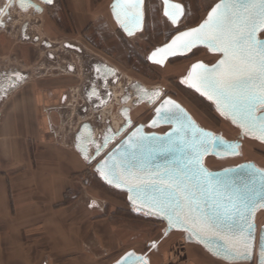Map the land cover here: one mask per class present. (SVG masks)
Masks as SVG:
<instances>
[{"label": "snow or ice", "instance_id": "obj_1", "mask_svg": "<svg viewBox=\"0 0 264 264\" xmlns=\"http://www.w3.org/2000/svg\"><path fill=\"white\" fill-rule=\"evenodd\" d=\"M15 2L7 0L9 7L15 6ZM43 2L53 4V0ZM162 2L164 16L171 24L179 25L187 17L185 5L172 0ZM205 3L206 18L194 27L177 29L170 42L152 51L149 59L162 65L167 56L188 53L200 45L218 54V62L211 67L204 63L193 65L184 82L213 100L221 114L238 125L245 136L264 142V38L259 35L264 34V0H205ZM19 6L24 10L33 7L29 0H19ZM112 8L116 22L127 35L143 32L145 0H116ZM0 27H6L2 20ZM96 71L99 73L101 69ZM107 74L114 75L111 70ZM15 77L21 82L24 79L19 72ZM97 79L110 98L107 79ZM132 87L148 96L152 103L161 95L144 92L139 85ZM91 95L102 99L95 87ZM156 112L158 119L152 125L162 120L174 124V131L167 138L148 137L138 134L141 132L138 128L97 172L108 184L126 189L137 210L162 218L169 227L183 229L190 239L198 238L206 247L209 241L215 243L216 254L229 264L253 259L264 264V233L259 238L258 256L255 255V220L257 212L264 210V170L241 165L223 173L210 172L204 159L209 153L237 155L241 146L199 129L172 100H165ZM124 115L128 117L127 109ZM128 123L131 125L130 117ZM112 139L114 134L105 135L97 143L89 136L97 155ZM78 150L91 164L87 149L78 145ZM153 153H180L182 159L173 161L171 166H153L154 161L146 155ZM91 206L98 207L95 202ZM156 248V242L146 245V250ZM117 264H151V259L128 252Z\"/></svg>", "mask_w": 264, "mask_h": 264}, {"label": "rangeland", "instance_id": "obj_2", "mask_svg": "<svg viewBox=\"0 0 264 264\" xmlns=\"http://www.w3.org/2000/svg\"><path fill=\"white\" fill-rule=\"evenodd\" d=\"M32 1L43 8L42 13L33 9H11L6 0H0V10L5 7V10L10 11V15L5 17L0 11V20L8 27L2 29L6 28L4 31L10 35L13 45L21 47L27 41L29 47L28 63L26 54L22 58L19 55L10 61L9 69L29 73L32 76L29 83L49 85L51 81L62 78L71 84L61 112L59 135L71 141L83 123H90L94 128V139L100 143L109 133V128L117 133L125 125L122 114L125 108L129 109L133 122L132 127L110 145L97 161L91 164L87 162L72 190L74 201L89 205L95 202L98 205L95 207L96 245L76 246L75 250L61 254L55 263L114 264L123 255L133 251L150 257L151 264H169L162 261L161 254L179 253L176 248L186 242L185 235L173 232L166 237L164 222L133 213L127 194L106 185L99 178L95 166L135 126L143 124L147 132H153L148 124L154 117L155 108L166 97L180 102L204 129L228 141L238 140L240 129L221 117L209 101L181 83L194 63L200 61L212 65L219 56L205 49H196L187 57L169 61L165 67L147 61L150 51L167 43L177 34V29L194 27L206 18L205 0H173L185 5L187 11V17L182 18L177 26L164 16L159 0H146L144 29L134 38H128L114 21L111 5L115 0H55L52 6ZM5 64L8 63L4 61L0 64V70L6 68L3 67ZM98 65L109 67L114 75L106 78V71H96ZM70 68L75 73L71 74ZM97 77H104L108 81L107 92L111 93V97H107L105 104L96 101L97 105H94L95 102L86 99L85 90L89 86H97L100 94L107 96L103 83ZM133 85H140L148 91H158L161 93L160 98L154 104H139ZM125 97L130 98L124 102ZM168 130V127H164L154 132L166 133ZM242 142L239 157L223 160L208 157L205 165L217 171L254 162L264 169V143L251 138H245ZM94 152L93 147L90 155ZM256 222L259 226L264 224V211L258 213ZM17 239L15 245L0 246V264H29V237L18 236ZM152 242H156L158 248L146 250V245Z\"/></svg>", "mask_w": 264, "mask_h": 264}, {"label": "crops", "instance_id": "obj_3", "mask_svg": "<svg viewBox=\"0 0 264 264\" xmlns=\"http://www.w3.org/2000/svg\"><path fill=\"white\" fill-rule=\"evenodd\" d=\"M5 29L0 27V62L8 63L0 70V246L17 244L18 236L29 237V264H56L61 254L76 246L97 243L96 208L74 201L72 196L87 164L76 146L77 134L86 123L71 141L59 135L61 112L71 84L62 78L49 85L29 83V73L9 69L10 61L19 55L22 58L26 54L28 63L29 47L27 41L25 47L13 45ZM16 72L24 77L22 82L16 79ZM69 72L75 73L72 68ZM109 76L113 75L106 78ZM93 87L102 99L91 95ZM85 94L94 105L107 101L97 86H89ZM176 249L180 255L163 252L162 261L229 264L187 241Z\"/></svg>", "mask_w": 264, "mask_h": 264}, {"label": "water", "instance_id": "obj_4", "mask_svg": "<svg viewBox=\"0 0 264 264\" xmlns=\"http://www.w3.org/2000/svg\"><path fill=\"white\" fill-rule=\"evenodd\" d=\"M6 1H7V0H6ZM36 1H38V2L41 3V4H43L44 6H52V5H54V3H55V0H53V4H52V5H48V4L44 3L43 0H36ZM161 2H162V0H161ZM172 2H174V3H178V2H175V1H173V0H172ZM29 3H30L33 7H30V8L27 9V10L22 9V8L19 6V0H16V2H15V6H13V7H9V8L12 9V8L16 7L17 9H20V10H22V11H29V10L33 9V10H35L37 13H42V12H43V8H42L40 5L36 4L34 1L29 0ZM114 3H116V0L112 3V5H113ZM162 3H163V2H162ZM112 5H111V12H112L113 18H114V20H115V22H116L115 16H114V14H113V8H112ZM37 8L40 9V10H42V11H39V12H38V11H37ZM5 9H6V8L4 7V8L2 9L3 11H1V15H2V17H5L4 15L7 16V15L10 13L9 9H7V10H5ZM11 9H10V10H11ZM166 18H167V17H166ZM169 22H170V21H169ZM116 23H117V22H116ZM170 23H171V22H170ZM144 24H145V20H144ZM117 25L119 26L118 23H117ZM172 25H173V24H172ZM174 26H177V25H174ZM119 27H120V26H119ZM143 29H144V28H143ZM121 30H122V32H123L128 38H134L137 34L140 33V32H136L135 35H133V36H129V35H127L126 32H124L123 29H121ZM23 31H24V32L26 31V26L23 27ZM259 35H260V38H264V37L262 36L263 34H259ZM170 40H171V39H170ZM170 40H169L167 43H169ZM165 44H166V43H165ZM163 45H164V44H163ZM163 45L158 46V47H162ZM158 47H156V48H158ZM156 48H155V49H156ZM155 49L151 50L150 53L147 55V61H148L150 64L158 65V66H161V67H165L166 64H167L169 61L173 60V59H176V58H178V57H187V56L191 55L196 49H205V50H207L210 54H212V55H216V56H219L218 54H215V53L211 52V51H210L208 48H206L205 46L200 45V46H197V47L193 48V49H192L190 52H188V53L177 54V55H172V56H167V57L165 58V60H164V63H163L162 65H160V64L153 63V62L149 59V56L151 55V52L154 51ZM217 62H218V60H217L214 64H212V65H209V64H207V65H208L209 67H211V66L215 65ZM197 63H204V62H200V61H199V62L194 63L193 65H195V64H197ZM204 64H206V63H204ZM193 65L190 67V69H189L187 75H186L184 78L181 79V83H182V85H184V86L187 87V88L192 89V90L195 91L197 94H199L200 96H202L203 98H205L207 101H209V102L214 106L215 110L217 111V113H218L221 117H223V118L229 120L233 125H235L236 127H238V128L240 129V134H239L238 140H237V141H228V140H226L225 138H223L221 135H216L214 132H212V131H210V130H207V129H204L203 127H201V126L197 123V121L192 117V115L187 111V109H186V108H185L180 102L176 101L175 99H173V98H171V97H166V98H164V99H163V100L157 105V107L155 108V114H154V117H153V119L150 121V123L148 124V127H149L150 129H152L153 132H147V130H146V125L140 124V125H138V126H135L133 129H131V131H130V132H129V133H128V134H127V135H126L121 141H120V142H118V143H117V144H116V145H115L110 151H108V153H107L102 159H100V160L98 161V163H97L96 166H95V170H96V172H97V168H98V167H101V166L104 164V161L108 158V156H109L111 153H113L117 148H119V147H120V146H121V145L127 140L128 136H130L133 132H136V130H137L138 128L141 129V132L138 133V134H140V135H144V136H148V137H162V138H167L168 134H169V133H172V132L174 131V129H175V125H174V124L166 123V122H164V121H162V120L158 121V123H157L155 126L152 125V121L158 119L156 109H157V108H160L161 105H163V103H164L165 100H172V101L175 102V104L180 105V107H181L182 109H184V111L188 114V116L191 117L192 121L195 122L196 126H197L199 129H202V130L205 131V132H211L214 136L221 137L223 141H226V142H229V143H233V144H239V145L241 146L240 149H239V154H237V155H225V154H223L222 152H221L220 155H215V154H213V153H209L204 159H206V158H208V157H215V158H217V159L223 160V159H228V158H237V157H239V156L241 155V153H242V147H243V142H242V140L245 139V138H251V137H250V136H245L244 133H243V130H242L238 125L234 124L230 118H227V117H225L224 115H222L221 112L217 109V106H216V104L214 103L213 100L208 99L207 96L202 95L200 92H197L195 88L190 87L188 83H185V82H184L185 80L188 79V75H189V73L192 71V67H193ZM101 69H103V70L106 71V72H108V70H109V69H107V68H103V67H102ZM111 72H112V71H111ZM112 73H113V72H112ZM110 75H112V74H110ZM139 86H140V85H139ZM140 87L144 90V92H149V93H151V92H158V91H148L147 89H144L142 86H140ZM135 91H136L137 97H138V99H139V102H137V103H139V104L144 103V102H149L150 104H154V103H155V102H154V103L150 102V98H149L148 96H144L142 92H138L136 89H135ZM159 93H160V92H159ZM125 98H126V97H125ZM125 98L123 99L124 102H125ZM159 98H160V96H159V97H156V98H154V99H155V101H157V99H159ZM168 107H171V106H168ZM125 109H126V108H125ZM125 109H123V111H122V114H123V116H124V118H125V125H123V127H122L117 133H114V132L112 131V129L110 128L111 131H110V133L107 134V135H113V134H114V139H112V140L109 142V144L107 145V147H106L105 149H103V151H102L99 155H97L96 152L93 153V155H92V157H91L92 162L97 161V159H98V158H99V157H100V156H101V155H102V154H103V153L109 148L110 145H112L113 143H115V141H116L117 139H119V138H120V137H121V136H122V135H123L128 129H129V128L132 127L133 122H132V119H131V118H130V120H131V125H129V123H128V117H130V115H129V109H127V110H128V117H126V116L124 115V110H125ZM164 127H168V128H169V130H168L166 133H158V132H154L155 130H158V129H160V128H164ZM86 128L88 129V131L85 130ZM93 135H94V134H93V130H92V127H91L90 124L86 123V124L82 125V127H81L80 130H79V133L77 134V145H76V146H77V149H78V145H79V147H82V148L87 149V154H88L90 146H93V147L95 148V145L89 142V136H91V139L94 140V139H93ZM251 139H253V138H251ZM254 140H256V139H254ZM95 141L98 143L97 140H95ZM257 141H259V140H257ZM259 142H261V141H259ZM155 143H156V142L153 141V144H154V145H155ZM262 143H264V142H262ZM218 150H219V147H218ZM88 155H89V154H88ZM146 155H150V158L154 161L153 166H155V165H160L161 167H163V166H165V165H167V166H171L172 163H173V161H178V160L182 159V156H181L180 153H175V154H164V155L154 154V153H153V154H146ZM241 165H253L255 168L262 169V168H260L257 164H255L254 162H246V163H242V164H240V165H237V166H234V167H229V168H226V169H230V168H231V169H237V168H239ZM205 167H207V166L205 165ZM207 168H208V167H207ZM208 170H209L210 172L216 174V173H223L225 169L214 171V170H210V169L208 168ZM262 170H264V169H262ZM97 173H98V172H97ZM98 175H99V178H100V179H101L106 185H108V186H110V187H112V188H114V189H117V190H119V191L124 192V193L127 194V200H128V203H129V205H130V207H131L133 213H135L136 215H140V216H142V217H144V218L155 219V220H159V221L164 222V223L166 224L165 235H169L170 233H173V232H181V233H183V234L185 235V240H186L188 243H192V244L199 245V246H201L205 251H207L210 255H212L213 257H215V258H217V259H219V260H222V261H224V262H226V263H229L228 260H225L224 258H222L221 256H219V255L216 254V253H217V248H216V244H215V243L209 241V242H207V247H206L204 241H202V240H200V239H198V238H192V239H190V238H189V234H188L187 232H185L183 229H176V228L169 227V226L167 225L166 221H164L162 218L157 217V216H155V215H146L143 211H139V210H137V208H136V207L132 204V202L129 200V195H130V193H129L126 189H123V188H116V187H114L113 185L108 184V183H107V182H106V181L100 176L99 173H98ZM261 211H264V210H261ZM261 211H258V212H257V215H258V213L261 212ZM256 218H257V216H256ZM255 223H256V226H257V227H256V233H255L256 238H257V239H256V252H255V255L258 256V252H259V238H260L261 234L264 233V224L261 225V226H259V225L257 224L256 220H255ZM130 252H133V251H130ZM136 254H137V253H136ZM125 255H127V253H126ZM125 255H123L120 259H122ZM137 255H138V254H137ZM143 256L147 259L146 255H143ZM120 259H119V260H120ZM119 260H118V261H119ZM118 261H117V262H118ZM255 261H256V260L253 259V260L250 261V262H241V264H245V263L252 264V263H254ZM117 262L114 263V264H117ZM256 264H257V261H256Z\"/></svg>", "mask_w": 264, "mask_h": 264}, {"label": "flooded vegetation", "instance_id": "obj_5", "mask_svg": "<svg viewBox=\"0 0 264 264\" xmlns=\"http://www.w3.org/2000/svg\"><path fill=\"white\" fill-rule=\"evenodd\" d=\"M160 2H161V0H159ZM162 3V2H161ZM162 13L164 14V5H163V3H162ZM113 16V15H112ZM146 16H147V13H146V0H145V20H146ZM114 19V18H113ZM115 21V20H114ZM169 21V20H168ZM165 231H166V229H165ZM164 234H165V232H164ZM166 237L168 236V235H165ZM146 257H147V255H146Z\"/></svg>", "mask_w": 264, "mask_h": 264}, {"label": "trees", "instance_id": "obj_6", "mask_svg": "<svg viewBox=\"0 0 264 264\" xmlns=\"http://www.w3.org/2000/svg\"><path fill=\"white\" fill-rule=\"evenodd\" d=\"M263 36V35H262ZM178 58H181V57H178Z\"/></svg>", "mask_w": 264, "mask_h": 264}]
</instances>
